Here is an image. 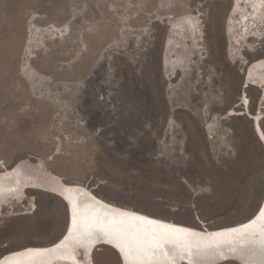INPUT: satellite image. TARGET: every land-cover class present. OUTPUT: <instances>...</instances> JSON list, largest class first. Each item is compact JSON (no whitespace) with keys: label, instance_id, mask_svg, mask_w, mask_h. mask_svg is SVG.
I'll use <instances>...</instances> for the list:
<instances>
[{"label":"rangeland","instance_id":"374dc122","mask_svg":"<svg viewBox=\"0 0 264 264\" xmlns=\"http://www.w3.org/2000/svg\"><path fill=\"white\" fill-rule=\"evenodd\" d=\"M230 7L231 0H0V172L24 162L38 170L41 161L44 171L65 184L196 228L250 219L264 190V146L251 121L260 114L264 134V87L259 86L262 95L254 84L244 89L248 104L239 106L250 119L231 112L242 110L233 106L247 64L264 57V29L254 37L238 31L231 56L225 32ZM190 19L203 33L198 53L190 39H179L180 26L189 29ZM137 37L146 47L153 44L142 67L130 56V40L138 43ZM220 47H226L225 59ZM112 71L117 76L110 86ZM131 80L137 91L157 89L162 112L147 121V131L128 136L123 122L113 131L108 127L129 105L125 86ZM227 111L232 117L222 119ZM170 118L184 129L168 131ZM194 134L197 140L183 154L181 144ZM180 156L190 157L189 163H176L190 174L170 170ZM197 166L206 176L198 184L192 172ZM66 220L59 198L26 190L0 213V257L52 245ZM119 259L105 246L92 255L94 264H120Z\"/></svg>","mask_w":264,"mask_h":264},{"label":"bare ground","instance_id":"6f19581e","mask_svg":"<svg viewBox=\"0 0 264 264\" xmlns=\"http://www.w3.org/2000/svg\"><path fill=\"white\" fill-rule=\"evenodd\" d=\"M187 24L189 29L180 26L179 39L182 42L190 39L195 48L193 53H198L201 49L198 42L204 41L202 29L198 21L190 19ZM263 29L264 0H231L225 19L231 56L237 53L238 31L254 37L253 33L258 36ZM244 72L242 88L248 83L264 87V57L251 62ZM258 89L262 95L263 88ZM247 104L243 92L233 107L242 109ZM241 111L249 118L246 108ZM256 112L258 107L251 114ZM259 119L257 114L251 121L264 146ZM256 140L261 147L257 137ZM23 164L0 172V213L10 202H20L26 190L38 189L66 200L67 233L49 246L24 247L6 253L0 257V264H94L92 255L98 246L113 250L120 264H220L225 261L264 264V200L259 212L243 223L218 229L196 228L112 204L83 185L65 184L44 171L41 161L37 164L39 169L34 165L38 170Z\"/></svg>","mask_w":264,"mask_h":264},{"label":"flooded vegetation","instance_id":"af4514ba","mask_svg":"<svg viewBox=\"0 0 264 264\" xmlns=\"http://www.w3.org/2000/svg\"><path fill=\"white\" fill-rule=\"evenodd\" d=\"M206 17V15H204ZM169 28V27H168ZM224 30V27H223ZM155 34L156 31L152 30L150 34ZM131 36L136 37L135 34H131ZM227 37V36H226ZM149 38V37H148ZM155 36H152L149 38L151 41H155ZM137 39H140L138 43H132L130 40L129 47H130V56L133 55L135 57V62L134 66L138 65L139 67H142L146 64H148V60L151 57V48L153 47V44H149L148 47L146 45L148 44L147 41L143 40L141 37H137ZM228 42V39H227ZM144 45V46H142ZM142 46V47H141ZM219 50L222 52V56H225V50L222 49L221 47ZM137 51L134 54H131V52ZM164 57V56H163ZM162 57V60H163ZM226 57H224L225 59ZM163 62V61H162ZM161 62V66H162ZM115 71V70H114ZM114 72L112 71V76L108 79V83L111 86L112 80L117 74H113ZM124 83V82H123ZM134 81L131 80L129 83L126 82V94L128 98V107L127 109L122 112V115L116 120L115 124L113 127H108L109 131H113L119 126L122 122L124 124H127L128 127L127 129L124 130V135L128 136H133L141 131L145 132L149 127H152V125L146 126L145 124L147 121H152V119L157 117L161 112H162V106L161 103H159L158 99V94H157V89L152 87V90L149 89H142L140 91H137L136 87L134 86ZM127 86L129 87V91L127 89ZM117 113V112H116ZM175 124H178L176 121H174L173 118H170L168 121H166V126L167 130L171 132H178L179 130L184 129L183 126H181L180 129L175 126ZM182 134V133H181ZM199 135L194 134V137H186L185 141L181 144L180 148L183 150V154L186 153L187 148L191 145L192 139H196ZM177 140V136L172 135V145L173 141L175 142ZM195 140L194 143H197ZM118 148L117 145H112V149L116 150ZM175 155V154H174ZM190 157L187 158V160H183V158L180 156L174 163L171 164L170 170L172 172H177V173H189V171L185 170L182 166L177 165L176 163H189ZM204 167L197 166L193 169V173H196V176L199 178L198 181H194L195 183H201L203 180H205L206 176L201 174V171L203 170ZM187 171V172H186ZM191 172V173H192ZM190 174V173H189Z\"/></svg>","mask_w":264,"mask_h":264},{"label":"water","instance_id":"95a60500","mask_svg":"<svg viewBox=\"0 0 264 264\" xmlns=\"http://www.w3.org/2000/svg\"><path fill=\"white\" fill-rule=\"evenodd\" d=\"M245 3H247V2H245ZM246 5H247V6L244 5V6H245V9L249 8L248 4H246ZM249 64H250V63L247 64V66H246V70H247ZM243 86H244V85H243ZM243 89H244V88L241 89L240 94H242V93L244 92ZM233 112H234V113H237V112H242V111H233ZM228 113H229V111H227L226 114H225L224 116H222V119H223V118L225 119V118H228V117H232V116H228ZM233 116H237V114H234ZM2 169H4V168H2ZM58 197H61V196H58ZM61 199H62L64 205L68 208V204H67L66 200L63 199V198H61ZM263 200H264V190H263V194H262L261 201H260V203H259V205H258V207H257L255 213H258L259 210L261 209V206H262ZM66 233H67V228L64 229L63 234H62L61 237H63ZM61 237H60V238H61Z\"/></svg>","mask_w":264,"mask_h":264}]
</instances>
